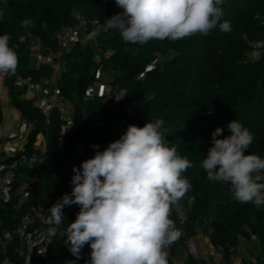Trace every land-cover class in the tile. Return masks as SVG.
<instances>
[{"label":"trees","instance_id":"16d2710c","mask_svg":"<svg viewBox=\"0 0 264 264\" xmlns=\"http://www.w3.org/2000/svg\"><path fill=\"white\" fill-rule=\"evenodd\" d=\"M223 8L224 19L231 21L230 32L222 33L217 28L207 36L131 44L107 24L108 18L123 11L115 0H0V35L10 34V46L19 57L16 74L4 75L3 84L13 107L31 124L25 150L33 149L40 134L45 140V160L31 170L38 173L39 179L27 199L19 202L15 193L9 202L0 204V233L14 228L20 216L31 212L39 202L46 205V200L57 202L70 194L73 166L79 168L96 151H103L129 125L143 127L160 118L171 133L166 137L169 146H176L178 153L193 163L183 175L192 185L188 195L195 197L183 223L175 210L172 212L171 219L183 234L167 249L168 264H174L186 240L196 236L200 227L222 258L209 261L189 254L183 264H233L241 241L252 239L260 250L252 260L242 258V264H264V208L235 200L230 185L208 180L200 166L211 147L213 131L222 128L221 139L230 135L227 125L234 119L254 135L247 152L264 158V56L249 57L252 43L264 39V0H225ZM74 12L100 22L98 48L102 55L97 62L94 46L82 44L72 46L63 55L56 83L73 108V123L67 126L57 108L46 115L24 96V89L15 81L18 75L34 81L51 78L48 63L33 65L34 48L39 44L44 51H56V33L73 22ZM24 19L33 20L34 26L22 27ZM159 57H163L162 62H158ZM99 66L104 71H115L112 88L126 90L120 101L115 100L114 91L111 103L106 102V93L88 95ZM3 120L0 99V124ZM27 172L19 170L16 187ZM181 203L186 205L187 198ZM79 210L77 205L62 210L64 218L56 236L44 252L34 253L32 264H85L90 259L89 245L83 247L77 259L65 244L63 233ZM205 219L208 226L203 223ZM18 246L15 237L10 254L21 264L15 252Z\"/></svg>","mask_w":264,"mask_h":264},{"label":"clouds","instance_id":"9594fccd","mask_svg":"<svg viewBox=\"0 0 264 264\" xmlns=\"http://www.w3.org/2000/svg\"><path fill=\"white\" fill-rule=\"evenodd\" d=\"M115 3L123 11L108 18L107 24L125 43L177 41L207 36L217 28L222 33L231 31V21L224 19L225 0ZM21 26L31 28L34 21L24 19ZM10 39V34L0 35V74L6 76H14L19 64ZM227 128L231 134L222 139V128L213 131L200 166L208 180L230 185L235 200L264 208V158L247 152L254 135L236 119ZM169 135L160 118L143 127L132 124L103 151H96L79 168L73 166L71 193L48 210L51 221L59 225L66 206H79L63 233L73 256L80 259L81 250L89 245L90 259L85 264H168L167 249L183 234L171 219L172 212L183 223L195 200L188 195L192 185L183 175L193 163L176 146H169ZM185 198L186 205L181 203Z\"/></svg>","mask_w":264,"mask_h":264},{"label":"built area","instance_id":"2783aa9c","mask_svg":"<svg viewBox=\"0 0 264 264\" xmlns=\"http://www.w3.org/2000/svg\"><path fill=\"white\" fill-rule=\"evenodd\" d=\"M101 30V24L97 19H88L78 12L73 13V22L65 25L56 33L58 49L51 51L45 48L46 57L43 62L48 63L52 68V76L49 78L53 82L54 88L45 93L44 79L34 81L30 77L24 78L20 75L16 77V85L24 89V96L32 99L34 104L39 107L46 115L52 109L57 108L61 115L66 119L67 126L73 123L72 114L73 108L69 100L57 89V78L62 69V59L64 53L76 44L83 46L92 45L97 50V62L101 61L102 52L98 48V35ZM35 49V48H34ZM34 55V53H33ZM264 56V39L252 43V48L249 51V57L260 58ZM163 60L159 57L158 62ZM153 61L151 65H154ZM115 71H104L99 67L96 70V77L93 84L88 89V95L92 96L95 93H101L106 88V79L110 82L114 80ZM4 77V74H1ZM110 86L112 87L111 83ZM115 94V100L120 101L126 94L123 88H112ZM2 130L0 128V142L2 140ZM45 160V146L37 141L33 145V149L29 152L25 147L16 151L12 155L0 156V204L9 202L13 194L19 195V202L27 199L29 192L39 179L37 172L31 171L36 166ZM27 169L23 176V182L19 187H16V179L20 169ZM31 171V172H30ZM47 204L39 202L31 207V212L23 213L16 226L12 229H4L0 233V264H20L10 254V245L15 237L19 240V246L15 252L21 258V264H32L34 253L44 252L52 242L62 223L56 225L50 219L49 200ZM204 225L208 226V220H204ZM198 234L191 239H195V246L199 248ZM208 237V236H207ZM209 238V237H208ZM189 239V238H188ZM241 242H244L243 240ZM186 246V243H185ZM214 248V247H213ZM215 249V248H214ZM184 260L188 255H192L195 259L208 260L209 253L197 251L196 254L188 253L185 249ZM233 250V249H231ZM252 260L251 256H249ZM177 260L174 259V264ZM236 264H242V258L238 257L234 260Z\"/></svg>","mask_w":264,"mask_h":264},{"label":"crops","instance_id":"0c3cea01","mask_svg":"<svg viewBox=\"0 0 264 264\" xmlns=\"http://www.w3.org/2000/svg\"><path fill=\"white\" fill-rule=\"evenodd\" d=\"M44 59L41 61L43 62ZM44 87H45V93L49 90H52L54 88V84L49 79H44ZM108 90L103 89L101 93L107 94ZM0 99L3 104V112H4V120L0 124V128L2 130V140L0 142V156H8L14 154L16 151L22 149L25 147L27 142V134L31 128V124L25 120L22 119L20 116V113L18 110H16L13 105L11 104L7 89L5 88L3 84V76L0 74ZM38 142H40L42 145L45 146V140L43 135H38L37 137ZM209 240V238H208ZM253 243L252 247L255 248V253L259 252V246L256 243L254 239L251 240ZM210 244V248L212 250H215L213 246ZM243 244V242L240 243V245L237 247L233 259H237L239 254L240 258H245L247 260L250 259L248 255H243V253L239 250V247ZM213 253V251H211ZM238 255V256H237ZM233 264H236L233 261Z\"/></svg>","mask_w":264,"mask_h":264},{"label":"rangeland","instance_id":"374dc122","mask_svg":"<svg viewBox=\"0 0 264 264\" xmlns=\"http://www.w3.org/2000/svg\"><path fill=\"white\" fill-rule=\"evenodd\" d=\"M45 57H46L45 51L42 49V47L39 44H37L35 46L34 55H33V58H32L33 65L34 64L37 65L43 59H45ZM160 62H162V60ZM105 82L107 84L105 90H108V92H107L108 97L106 99V102L107 103H111V102H113V96H112L113 95V89L110 86V81L108 79H106ZM55 203L56 202L49 203V205H47V207L50 209L51 206L53 204H55ZM197 239H198V244L200 245L199 248H196V246H195V239L189 238V239L186 240V246H185L184 249L188 253L192 252V253L196 254L197 251L201 250L202 252L209 253V255H207L210 258V259L208 258L209 261H219V260H221V258H222L221 252L218 249L212 250L210 248V244H209L210 242H209L208 237L206 235V230L203 227H200ZM251 242L252 241H250V240H246L239 247V250L241 248L240 251L243 253V255H248V256L252 257L255 254V248L252 247L253 243H251ZM183 251L177 254V257H176L177 262H176V264L185 263L184 262V252ZM211 251H213V253ZM238 257H240V254H239ZM211 258H212V260H211Z\"/></svg>","mask_w":264,"mask_h":264}]
</instances>
